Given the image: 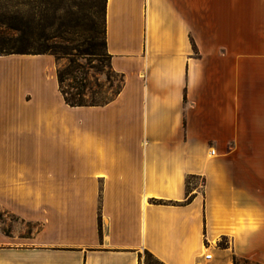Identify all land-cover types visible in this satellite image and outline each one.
I'll list each match as a JSON object with an SVG mask.
<instances>
[{"label":"crops","instance_id":"obj_1","mask_svg":"<svg viewBox=\"0 0 264 264\" xmlns=\"http://www.w3.org/2000/svg\"><path fill=\"white\" fill-rule=\"evenodd\" d=\"M105 37L122 84L82 105L54 54H0V206L37 224L0 264H264V20L106 0Z\"/></svg>","mask_w":264,"mask_h":264},{"label":"rangeland","instance_id":"obj_2","mask_svg":"<svg viewBox=\"0 0 264 264\" xmlns=\"http://www.w3.org/2000/svg\"><path fill=\"white\" fill-rule=\"evenodd\" d=\"M106 0H0V54L12 50L56 51L57 66L71 60L80 65L77 78H85L84 100L106 101L119 90L123 78L112 69L105 46ZM206 20H264V0H204ZM12 26H20L14 30ZM256 44L264 43L254 40ZM78 79L66 75L69 94ZM264 141V138H257ZM199 186L202 179H194ZM18 234L35 231V222L24 221L0 206V230ZM226 239L222 240L226 244ZM141 264H165L149 251H142ZM231 264H262L234 257Z\"/></svg>","mask_w":264,"mask_h":264},{"label":"trees","instance_id":"obj_3","mask_svg":"<svg viewBox=\"0 0 264 264\" xmlns=\"http://www.w3.org/2000/svg\"><path fill=\"white\" fill-rule=\"evenodd\" d=\"M12 28L14 30H21L20 26H14V27L12 26ZM105 46H106V37H105ZM45 52L46 51H43V50L30 51L28 49H20V50L10 51V53H45ZM49 53H52L55 56L58 55V52H56V51H50ZM1 54H4V53H1ZM108 55L110 56L109 53H108ZM78 71H80V65L73 62V60H71V62L66 67H64L62 69L58 68V72H57L60 87H61V90H62L64 96H65V99L68 103H70L72 105H82V104L89 103V102L84 100V89L86 86L85 82H84L85 78H77L76 72H78ZM66 75L70 76L72 79H78L74 83H71V86H76L78 88L75 92H73L71 94H69L68 90H66L64 88V80L66 78ZM221 244H224V243L221 241Z\"/></svg>","mask_w":264,"mask_h":264},{"label":"built area","instance_id":"obj_4","mask_svg":"<svg viewBox=\"0 0 264 264\" xmlns=\"http://www.w3.org/2000/svg\"><path fill=\"white\" fill-rule=\"evenodd\" d=\"M213 256V252L209 249L204 253V257L206 259H210ZM195 264H202L200 261L196 262Z\"/></svg>","mask_w":264,"mask_h":264}]
</instances>
